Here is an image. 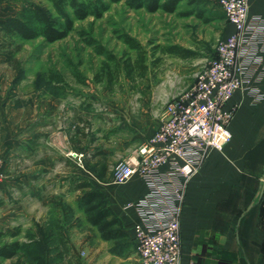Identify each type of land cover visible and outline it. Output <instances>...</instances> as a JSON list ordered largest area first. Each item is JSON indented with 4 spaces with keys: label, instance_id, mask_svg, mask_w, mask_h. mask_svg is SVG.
<instances>
[{
    "label": "crops",
    "instance_id": "obj_1",
    "mask_svg": "<svg viewBox=\"0 0 264 264\" xmlns=\"http://www.w3.org/2000/svg\"><path fill=\"white\" fill-rule=\"evenodd\" d=\"M4 4L9 3L0 0V21L16 12L15 7L3 15ZM248 15L264 21V0H249ZM232 31L230 26L223 37ZM257 87L259 102L242 89L234 93L227 104L236 107L228 125L230 140L221 150L209 149L187 183L180 214L181 264H264V76ZM12 90L0 105V160L7 163L0 184V247L14 239L25 245L45 236L40 207L49 217L50 205L70 206L82 195L80 184L91 183L116 218L119 239L109 246L99 235L92 245L89 230L80 231L85 245L81 262L71 257L77 245L67 232L65 244L52 241L41 252L50 255L51 264H140L133 243L138 218L129 205L144 198L148 189L138 177L115 184L111 173L123 158H134L154 134L158 123L153 113H120L117 122L101 113L96 120L83 104L67 120L58 99L35 97L29 102ZM69 153L81 154L82 162ZM71 191L79 195L72 198ZM72 207L65 208L69 217ZM14 228L24 238L8 236Z\"/></svg>",
    "mask_w": 264,
    "mask_h": 264
},
{
    "label": "rangeland",
    "instance_id": "obj_2",
    "mask_svg": "<svg viewBox=\"0 0 264 264\" xmlns=\"http://www.w3.org/2000/svg\"><path fill=\"white\" fill-rule=\"evenodd\" d=\"M20 1L3 0L9 3L4 4L3 15L21 5ZM26 1L51 9L47 2ZM127 1H107L109 7L101 19L89 17L76 21L74 32L59 42L16 39L13 46L18 45L20 49L13 55L12 62L5 61L4 56L0 55V105L7 103L12 89H15L29 102L35 97L58 99L62 117L67 120H73L74 111L83 104L96 120L101 119V113H109L114 122H117V116L120 118V113L135 116L137 113L147 114L150 110L154 115L172 95L192 86L196 74L215 57L218 40L230 31L219 0H183L173 13L131 9ZM124 36L138 43L140 51L124 43ZM87 40H92L93 45H88ZM96 46L103 47L115 60L98 55ZM172 46L183 49L188 58L168 54L167 49ZM142 57L146 71L140 75L138 64ZM127 65L131 66L129 76L125 72L129 70ZM89 174H85L87 180H90ZM90 184V188L80 189L82 195L78 200L72 199L70 206L74 207L70 217L65 209L70 207L68 205H50L49 217L40 207L39 220L42 235L45 236L39 235L34 243L27 242L17 256L5 263L51 264L50 255L33 250V246L40 241L44 248L52 241L62 246L66 243V232L72 237L73 244L77 245L71 257L81 262L85 258L82 252L85 245L80 231H86V228L91 234L92 245L99 235L109 246L115 244L114 241L120 237L117 220L110 214L104 198L97 197L89 202L81 200L84 193L99 192L94 189L95 184ZM71 195L73 198L79 194L73 191ZM94 217L102 218L99 224L92 223L91 218ZM26 230L24 234L29 233ZM49 235H52L51 241ZM20 237L24 238L22 234ZM3 261L0 259V264H4Z\"/></svg>",
    "mask_w": 264,
    "mask_h": 264
},
{
    "label": "built area",
    "instance_id": "obj_3",
    "mask_svg": "<svg viewBox=\"0 0 264 264\" xmlns=\"http://www.w3.org/2000/svg\"><path fill=\"white\" fill-rule=\"evenodd\" d=\"M249 0H219L233 31L218 40L215 57L195 76L192 86L172 95L154 115L157 128L134 158H123L112 169V181L122 185L139 178L147 195L129 205L138 222L133 243L140 264H181L180 214L187 183L209 149L221 150L231 134L236 107H227L242 89L255 102L262 99L257 84L264 76V21L248 15ZM79 161L83 156L72 153ZM5 163L0 160V184Z\"/></svg>",
    "mask_w": 264,
    "mask_h": 264
},
{
    "label": "trees",
    "instance_id": "obj_4",
    "mask_svg": "<svg viewBox=\"0 0 264 264\" xmlns=\"http://www.w3.org/2000/svg\"><path fill=\"white\" fill-rule=\"evenodd\" d=\"M50 4L51 9L44 8L41 4L20 1L21 5L16 7V12L13 17H6L0 21V55L4 56V60L12 62L13 55L17 53L20 47L13 46L16 39L21 41H31L34 39H42L44 43H55L65 39L69 34L74 32V23L83 21L89 17L101 19L103 13L107 11L110 3H117L121 0H39ZM183 0H128L127 4L132 9H144L154 13L164 11L173 13L178 4ZM194 2V0H190ZM123 42L131 49L140 51V45L128 36L123 37ZM88 45H93L92 40H87ZM95 52L98 55H105L109 60H115L113 56L108 54L101 46L95 47ZM167 53L181 58H188L185 51L180 47L172 46L167 49ZM141 55V54H140ZM142 56V55H141ZM145 59L142 57L138 64V72L143 75L146 71L144 66ZM129 66L126 74H131V66ZM79 188H90L88 183L80 184ZM103 197L101 193L94 191L84 193L81 200L92 201L94 198ZM111 214V213H110ZM93 224H99L102 218H91ZM8 236L17 238L19 230L14 229L7 231ZM42 242L33 246V250L42 251ZM26 246L21 245L18 241L10 242L0 247V259L8 260L17 256Z\"/></svg>",
    "mask_w": 264,
    "mask_h": 264
},
{
    "label": "water",
    "instance_id": "obj_5",
    "mask_svg": "<svg viewBox=\"0 0 264 264\" xmlns=\"http://www.w3.org/2000/svg\"><path fill=\"white\" fill-rule=\"evenodd\" d=\"M263 182H264V180H263Z\"/></svg>",
    "mask_w": 264,
    "mask_h": 264
}]
</instances>
